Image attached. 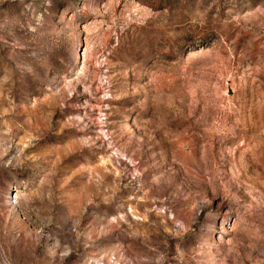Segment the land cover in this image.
<instances>
[{"label": "rangeland", "instance_id": "1", "mask_svg": "<svg viewBox=\"0 0 264 264\" xmlns=\"http://www.w3.org/2000/svg\"><path fill=\"white\" fill-rule=\"evenodd\" d=\"M0 264H264V0H0Z\"/></svg>", "mask_w": 264, "mask_h": 264}]
</instances>
